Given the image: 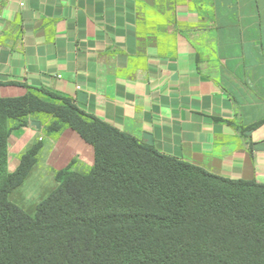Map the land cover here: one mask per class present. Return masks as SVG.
I'll return each mask as SVG.
<instances>
[{
	"label": "crops",
	"instance_id": "0c3cea01",
	"mask_svg": "<svg viewBox=\"0 0 264 264\" xmlns=\"http://www.w3.org/2000/svg\"><path fill=\"white\" fill-rule=\"evenodd\" d=\"M39 89L163 155L264 184V0H0V98ZM31 121L8 136L9 173L36 142L40 181L92 166L74 131Z\"/></svg>",
	"mask_w": 264,
	"mask_h": 264
},
{
	"label": "trees",
	"instance_id": "16d2710c",
	"mask_svg": "<svg viewBox=\"0 0 264 264\" xmlns=\"http://www.w3.org/2000/svg\"><path fill=\"white\" fill-rule=\"evenodd\" d=\"M46 119L48 135L69 128L93 150L28 213L9 200L42 147L6 168L10 133ZM0 264H264V184L229 180L157 152L39 89L0 98Z\"/></svg>",
	"mask_w": 264,
	"mask_h": 264
},
{
	"label": "rangeland",
	"instance_id": "374dc122",
	"mask_svg": "<svg viewBox=\"0 0 264 264\" xmlns=\"http://www.w3.org/2000/svg\"><path fill=\"white\" fill-rule=\"evenodd\" d=\"M34 169V167H33ZM33 169L22 185L14 189L10 195L9 200L15 203L24 211L31 213L35 206L43 200L49 192L56 186L53 178L51 180L40 181L38 177L33 174ZM79 172L88 170L89 168L80 167L75 168ZM43 185L42 188L39 186Z\"/></svg>",
	"mask_w": 264,
	"mask_h": 264
},
{
	"label": "water",
	"instance_id": "95a60500",
	"mask_svg": "<svg viewBox=\"0 0 264 264\" xmlns=\"http://www.w3.org/2000/svg\"><path fill=\"white\" fill-rule=\"evenodd\" d=\"M77 98L82 103L86 102V94L83 92H78ZM30 124L32 126H34L36 129H39V127H40V123L38 121H31ZM143 140H144L145 144H147V145H152V143H153L152 136L148 133L143 134Z\"/></svg>",
	"mask_w": 264,
	"mask_h": 264
}]
</instances>
